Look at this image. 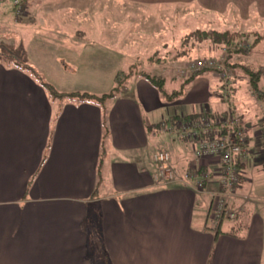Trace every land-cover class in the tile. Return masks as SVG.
I'll use <instances>...</instances> for the list:
<instances>
[{"label": "crops", "instance_id": "obj_1", "mask_svg": "<svg viewBox=\"0 0 264 264\" xmlns=\"http://www.w3.org/2000/svg\"><path fill=\"white\" fill-rule=\"evenodd\" d=\"M85 1L27 0L26 18L15 22L20 25L29 20L19 28L24 30L19 35L33 24L41 27L34 41L39 54L31 57L21 48L19 59L37 72L35 66L43 70V65L52 64L60 85L46 67L43 79L60 94L82 92L102 98L111 94L120 73L127 77L125 86L131 84L134 92L116 94L102 103L54 97L16 61L1 57L0 264H264V206L254 201H264V138L260 136L264 137V116L255 115L257 108L264 115L260 102L250 90L251 97L239 99L232 108L210 109V82L190 84L202 76L218 79L211 72L197 76L185 88L186 80H167L160 91L143 77L149 74L143 68L134 72L136 66L129 65L119 42L112 44L111 28L96 32L72 25L73 18L92 17L86 13ZM117 1V9L130 21L127 29L118 31L127 35L122 43L128 45L141 31H151L154 17L148 10L153 8L180 5L209 17L235 11L239 19L249 20L250 8L257 5L258 15L264 17V0ZM38 6L50 12L61 6V29L53 27L51 13L43 23L36 20L32 11ZM0 12L14 17L12 1L0 2ZM152 34L156 40L158 34ZM44 39L56 58L45 54ZM73 52L90 55L85 62L82 58L80 66ZM75 76L111 90L94 95L84 87L66 88L69 85L64 81ZM235 81L226 83L237 95L240 88ZM243 99H249L244 112ZM254 100L260 105L253 108ZM201 116L235 118L248 137L249 154L237 160L241 175L229 207L237 220H223L217 227L211 218V201L195 183L163 185L156 177L155 155L160 150L170 152L179 179L196 160L191 142L175 133L182 143L172 140L168 148L156 142L158 132L173 128L179 117ZM155 147L160 149L152 153ZM112 155L119 159L113 162ZM246 212L249 220L241 228L236 226Z\"/></svg>", "mask_w": 264, "mask_h": 264}, {"label": "rangeland", "instance_id": "obj_2", "mask_svg": "<svg viewBox=\"0 0 264 264\" xmlns=\"http://www.w3.org/2000/svg\"><path fill=\"white\" fill-rule=\"evenodd\" d=\"M6 0H0V2H4ZM13 3V9H14V17L9 15H2L0 12V59L3 58L4 55L14 56L16 58H21L20 53L23 48H25L27 54L31 57H37L39 54V49L36 48L35 44L36 42V32L41 27L37 24H33L29 29L25 30V33L22 35H19L20 33H23L24 30H20L19 28L22 25H26L29 23V20L24 23L18 25L15 21L17 20H23L26 18L27 14V0H11ZM13 1L19 2L18 5H16ZM62 0H58V3H60ZM253 7L250 8V19L249 20H241L236 15L235 11H233L232 14L225 15L222 17H214V16H205L201 14H197L195 10L191 8H187L186 6H180L177 5L176 7H163L158 9H150L148 12H150L149 16H153L154 20L150 22V30L151 31H141L140 35L137 37H134V42L131 44H125L122 43V40L125 39L124 33H119L118 31L127 29L126 26L127 23H130V21H125L126 15H124L123 12L118 10L117 8L120 7L118 5L117 0H86L85 1V9L86 13H89L92 17H87L84 20H80L77 18H73L72 25L76 26V29L81 28L88 31H96V29L104 30V28L108 29L111 28L112 33L108 35V38L112 39V44H116L119 42L118 46H122L123 50L125 49L129 56V65H135L134 72L137 73L140 71L141 68L146 73H149L150 75L154 77H162L166 81H176L181 82L184 80H188L193 75L197 73H201L206 71V68H203L201 70H197L195 65L198 62H204L206 60H213L216 66H223L225 69V72L227 75L225 77H222L221 75L217 74L213 69H209L207 72L213 73L218 79H212L211 77L202 76L192 82L190 86L192 87L195 85V83L203 82L204 80H207L210 82L211 89H212V105L209 106L210 109L217 111L216 106H220L221 109H229L234 107V105H237V102L239 99L244 98L248 96L251 97V93L249 87H250V80L248 78V75H246L243 71V66H249L252 69H258L260 66H264V17L260 18L258 15L260 10L258 9L257 5H252ZM61 6H56L53 8L52 12L46 8V10H43L40 8V6L35 7L36 11H32L33 17L36 18V20L41 19L43 23V19L45 16H49V13H51V21L52 25L55 28L60 27L61 19L64 17L63 9L60 8ZM264 9V8H263ZM262 9V10H263ZM20 10V12H18ZM232 10H236L232 8ZM262 16V14H260ZM16 18V19H14ZM67 18V17H65ZM144 18V15H141V19ZM123 19V21H122ZM125 21V22H124ZM137 20H135L133 23L135 24ZM63 24H66L65 19L63 21ZM124 24V25H122ZM142 24V23H141ZM61 29V27H60ZM42 30V29H41ZM36 31V32H35ZM155 31L158 34V38L155 40V36L152 32ZM197 31H217V32H230L233 35V42L230 46L226 45H217L213 43L212 41H200L198 37L194 36L195 32ZM5 32L6 34H2ZM9 34V36H7ZM19 36V37H18ZM201 36H199L200 38ZM257 37L261 38V43L258 44L256 47H253V43L255 40H257ZM130 40L131 37L129 36ZM45 54L50 55V58H56L55 55L51 54L49 52V49L52 48L48 44V39H44L43 41ZM166 48L168 50H164ZM22 48V49H21ZM180 48V49H179ZM251 50L248 55H238L235 51L241 50V49H248ZM59 52H62L61 49L58 47L56 48ZM179 49L178 51H176ZM85 53V55H84ZM84 53H76L73 52L72 54L75 56L76 61L78 65L82 66L83 57L84 62L86 61L87 56L90 55V52H84ZM126 54V56H127ZM93 55H99L93 54ZM148 57H152L149 61H147ZM28 59V58H27ZM48 60H43V62H47ZM112 60H114V57L112 56ZM139 61V62H137ZM153 61V63L151 62ZM181 62V63H178ZM38 69V73L46 76L43 72L45 70V67L47 68V72L53 73L55 76V81L60 85V81L56 78V74L54 71L56 69L53 67V65H43V70L39 66H35ZM140 67V68H139ZM128 69L132 70V66ZM130 70H127L126 73H129ZM142 70V69H141ZM142 71V72H144ZM224 72V71H223ZM132 73V72H131ZM221 76V77H220ZM61 79V78H60ZM220 79V80H219ZM247 79L245 82L244 80ZM238 81L237 87L238 93L235 95L234 89H229V86H227V83L229 85L233 83V81ZM47 81V80H46ZM45 81V82H46ZM235 81V82H236ZM48 82V81H47ZM227 82V83H226ZM98 83V82H97ZM94 80H84L83 77H71L69 80L64 81L65 85H69L66 88H78L84 87L89 89L87 93L94 95H97L98 93L105 94L108 93L111 88L107 86H99V83L97 84ZM113 83V82H112ZM50 84V83H49ZM78 84V85H75ZM183 84V83H182ZM51 85V84H50ZM63 85V83H62ZM115 84H112V90L114 89ZM260 88L264 86V80L262 79L260 82ZM52 86V85H51ZM114 86V87H113ZM184 89L185 94L189 93L191 88ZM97 87H101V90H95ZM110 88V90H108ZM180 89L181 86H180ZM108 90V91H107ZM96 92V93H95ZM133 88L132 85L123 86L118 91L117 95H120L121 97L124 95L132 94ZM182 91L178 97L184 94ZM83 94L82 92H80ZM99 95V94H98ZM248 101H244L242 106V111L244 112L246 110L245 106L248 107ZM260 105L259 103H255V100L253 101V108ZM261 106V105H260ZM261 108L256 109L255 112H257L255 115L256 117H263L261 113ZM107 112L108 110H104ZM219 111V110H218ZM252 114V113H251ZM107 113L104 115L106 117ZM219 118H223V116H217ZM177 120L180 121L182 118ZM227 118V117H226ZM235 119V118H232ZM176 122V123H177ZM229 129H239L245 133V136L247 137V134L245 132L244 126L241 124L239 120H236L234 124L232 122H229L228 124ZM170 133H164L158 132V135L156 136V142H159L161 144L165 145H172V140L174 143H182L181 139H178L177 135L176 139L175 136L171 135ZM261 138L262 135H260ZM248 138V137H247ZM181 140V141H180ZM187 143L190 141L187 139H184ZM158 143V144H159ZM192 143V142H191ZM169 148V146H168ZM160 149L159 147L153 148V152ZM164 149V148H163ZM193 150V149H192ZM158 153H167L169 154V161L168 166L173 171L174 165L171 161V155L170 152H168L166 149L160 150ZM153 155V154H152ZM118 157H114L112 155L113 162L118 160ZM195 167L198 168H204L203 170H206L210 174L209 181L204 185V195L209 197V200L211 201V218L213 220V226L217 227L220 225L222 220L225 221H236L237 215L236 212L233 210H230L235 215L234 218H230L226 215L225 218H220L218 220H214L212 215V199L210 197L211 193L218 192L221 190L220 182L223 180L221 176H224V171L222 167V163L219 158H202L201 160H198L196 157L195 164L191 169V172ZM210 168V169H207ZM159 169V166H157V170ZM169 169V170H170ZM240 172V170H239ZM241 173V172H240ZM166 174V172H165ZM239 179L240 176H238V185L239 186ZM259 184H261V181H258ZM211 185V189L207 190V187ZM252 198H255L252 196ZM229 200V199H228ZM232 200V199H230ZM229 200V201H230ZM255 203H259L261 206H264V201H256ZM231 203V201H230ZM214 205V203H213ZM230 207V204H229ZM214 210V208H213ZM256 213V212H255ZM215 216H219L218 213L214 212ZM250 213L246 212L245 214H241L238 222L236 223V226H239L240 228L243 226V223L247 222L249 220ZM212 225V223H211ZM239 228V229H240Z\"/></svg>", "mask_w": 264, "mask_h": 264}, {"label": "built area", "instance_id": "obj_3", "mask_svg": "<svg viewBox=\"0 0 264 264\" xmlns=\"http://www.w3.org/2000/svg\"><path fill=\"white\" fill-rule=\"evenodd\" d=\"M14 3L18 5L19 2L14 1ZM195 67L197 70L203 68H206V70L213 69L222 77L227 75L223 66H216L213 60L198 62ZM181 118L173 128H165V131L177 133L192 142V149L198 160L206 157L220 159L224 176H221L223 178L220 182L221 190L210 194L214 203V205L212 203V215L214 220L225 218L226 215L234 218L235 215L229 210V204L230 199H233L236 195L238 176L241 175L237 167V160L247 159L249 154L247 149L248 138L241 128L229 129V122L234 124L237 119L212 118L210 116H201L193 120ZM168 161L169 154L167 153H157L155 155V162L159 166L156 177L163 185L179 182L185 184L192 181L195 183L197 190L204 194V185L210 179V174L206 170L195 167L192 172L186 173L179 179L177 171H172L169 168ZM214 212L218 213L219 216H215Z\"/></svg>", "mask_w": 264, "mask_h": 264}, {"label": "trees", "instance_id": "obj_4", "mask_svg": "<svg viewBox=\"0 0 264 264\" xmlns=\"http://www.w3.org/2000/svg\"><path fill=\"white\" fill-rule=\"evenodd\" d=\"M14 2V1H13ZM194 36L198 37V39L200 41H212L213 43L217 44V45H226V46H230L233 42V35L230 32H217V31H208V32H204V31H197L195 32V34H193ZM199 36H201L199 38ZM261 43V38L257 37V40H255V42L253 43V47H256L258 44ZM251 50L248 49H241L238 51H235L236 53H238V55H248L250 53ZM3 59H9V60H13L16 61V64L19 67H22L24 70L29 71L34 78H36L40 84L54 97H59V98H64L67 97L69 99H78L81 101H86V100H96L99 103H102L103 101H105L108 98H114L115 95L118 93V91L120 90L121 87L125 86V83L127 81V77L126 78H122L123 77V73L118 74L117 79H116V86L114 87V89L112 90L111 94H108L106 96H103L102 98H97L94 97L92 95H88V94H70V95H64V94H60L58 93L55 88L53 86H51L50 84H48L47 82H45V80L42 78V76L31 66H29L28 64L24 63L23 60H20L19 58H16L14 56H7L4 55ZM208 70L201 72V73H197L195 75H193L191 78H189L185 84L183 85V88H185L186 85H188L189 83H191L197 76L203 74V73H207ZM243 71L246 75H248V78L250 80V87H251V91L254 94V96L256 97L257 101L260 102L262 108H263V114H264V90L260 88V82L263 79L264 80V66H260L258 69H252L249 66H243ZM144 78H146L149 82H151L153 84V86H155L156 88H158L160 91L163 90L164 87V83L166 82V80L162 77H154L150 74H144L143 75ZM124 79V80H122ZM180 95V94H177ZM211 117V116H210ZM213 118V117H212ZM184 120H187L186 118ZM188 120H193V119H188ZM170 134L174 135L175 133L170 132ZM176 135V134H175Z\"/></svg>", "mask_w": 264, "mask_h": 264}]
</instances>
